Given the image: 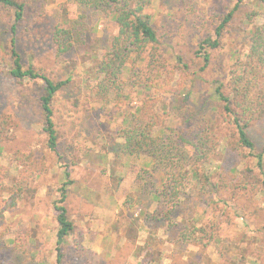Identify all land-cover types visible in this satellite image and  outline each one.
I'll return each mask as SVG.
<instances>
[{"label":"rangeland","instance_id":"obj_1","mask_svg":"<svg viewBox=\"0 0 264 264\" xmlns=\"http://www.w3.org/2000/svg\"><path fill=\"white\" fill-rule=\"evenodd\" d=\"M18 1L26 4L24 20L15 34L23 64L32 65L53 81L69 82L52 102L58 134L53 151L42 126V81H15L0 74V111L14 123L0 153V165L8 172L6 184L11 186L18 176L16 165L26 164L23 153L44 164L42 174L31 179L30 190L6 213V223L0 228L8 227L9 237L25 245L22 257L15 262L14 244L4 247L0 243V264L56 263L53 202L59 197L61 184L69 180H73L67 187L75 226L62 250L67 264H152V249L155 257L160 255L161 264H264V151L260 167L254 156L264 147V121H255L248 130L256 150L239 146L236 128L217 110L213 94L215 81L227 80L236 60L244 58L252 28L245 17L253 12V2L235 13L220 46L207 48L210 58L203 70H199L202 56L195 53L204 39L215 38L220 15L231 10L235 0H152L150 5L158 35V62L177 75L181 65L178 57L193 67L186 72L189 77L184 85L191 89L186 104L205 110L214 123L210 124L214 150L195 166L199 178H192L190 187L196 197L187 209L189 222L210 227L213 238L207 247L193 246L188 254H180L163 241L162 230H155L153 239L147 238L149 249L147 242L136 244L138 231L146 228L141 222L142 212L153 209L154 202L138 190L137 175L144 158L117 156L122 139L115 136L120 116L113 101L99 100L92 92L94 81L86 69L97 61L95 56H101L103 44L97 43L101 30L89 34L94 46L87 47L88 51L74 49L57 57L52 41L57 11L63 7L74 18L78 15L76 4L72 0ZM261 18L258 15L253 20L259 23ZM12 23L13 11L0 7V34L8 44ZM126 93L129 103L143 97L134 87L127 88ZM182 96L164 94L157 106L170 125L173 120L178 124L182 121V111L176 108L183 106ZM128 108L129 104L124 106ZM78 234L82 240L77 242Z\"/></svg>","mask_w":264,"mask_h":264},{"label":"trees","instance_id":"obj_2","mask_svg":"<svg viewBox=\"0 0 264 264\" xmlns=\"http://www.w3.org/2000/svg\"><path fill=\"white\" fill-rule=\"evenodd\" d=\"M72 1L77 6L76 17H70L63 7L57 11L52 31L56 56L60 57L74 49L88 51L87 47L94 46L89 34L101 30V38L97 39V43L103 44L101 56H95L97 61L86 72L94 81L93 94L102 101L112 100L120 116L115 132L116 138L122 139L117 156H139L145 160L137 179L139 193L154 202L153 209L142 212V219L150 229L148 240L151 237L153 239L155 230H162L165 236L163 241L169 242L173 251L180 254H188L193 246L207 247L213 238L211 228L189 222L187 213L196 197L190 187L192 178H199L195 166L198 160L210 156L214 150L211 145L214 141L210 126L214 124L212 119L205 110L198 111L186 104L191 95V89L184 85L189 77L186 72L193 67L178 57L181 65L178 67L180 74L177 75L174 70L167 71L166 66L158 62V35L150 11L152 0ZM250 2L255 7L245 17L247 22L252 23V28L244 58L236 60L227 80L215 81L213 94L218 103L217 110L236 128L238 145L253 151L256 150V144L248 130L255 121H264V0H235L234 7L220 15L214 29L215 38L204 39L195 54H201L203 65L199 70H203L210 58L207 48L216 49L220 46L224 31L233 21L235 13ZM25 6L24 2L18 0H0V7L12 10L14 18L9 29L12 34L10 43H5L0 34V74H6L15 81H42L43 92L39 97L42 126L47 134L48 147L56 151L58 134L53 122L52 102L55 94L66 86L69 79L53 81L32 65L23 64L16 48L15 34L24 20ZM258 15L262 16L261 21L255 23L253 17ZM102 22L104 25L101 27ZM139 63L142 65L139 66ZM175 75L178 76L176 80ZM133 87L143 96L137 103L128 102L126 90ZM167 93L183 95V106L176 107L182 111L183 118L179 124L173 120L170 125L165 114L157 109L162 96ZM127 104L130 108L124 109ZM13 127L11 117L0 111V153ZM263 151L264 147L254 155L258 167L262 165ZM23 157L26 164L16 165L19 174L11 186L6 184V167L0 165V228L6 223V213L15 209L30 190L31 179L39 177L43 171V162L31 160L30 153H23ZM68 183L72 185L73 180L61 184L59 197L53 202L54 221L57 224L55 264H67L62 250L73 235L75 226L69 208ZM151 201L149 206H152ZM9 233L8 227L0 231V243L4 247L14 244L13 258L18 262L25 245L15 242ZM81 240L82 235L78 234L76 241ZM148 240L146 247L149 249ZM155 253L152 249V264H161L160 255L155 257Z\"/></svg>","mask_w":264,"mask_h":264},{"label":"crops","instance_id":"obj_3","mask_svg":"<svg viewBox=\"0 0 264 264\" xmlns=\"http://www.w3.org/2000/svg\"><path fill=\"white\" fill-rule=\"evenodd\" d=\"M141 222L144 223V225H145V222L143 221V219ZM145 226H146L145 229H143V230L140 229V231H138L139 236L137 237L136 244L143 245L144 242L147 241V238L149 235L148 233H149L150 229H149L148 224H146ZM141 238H143V239L140 241ZM124 242H125V240L122 241V243H124Z\"/></svg>","mask_w":264,"mask_h":264}]
</instances>
